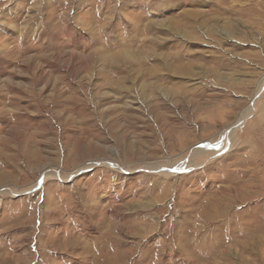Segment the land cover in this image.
Listing matches in <instances>:
<instances>
[{"label": "rangeland", "instance_id": "obj_1", "mask_svg": "<svg viewBox=\"0 0 264 264\" xmlns=\"http://www.w3.org/2000/svg\"><path fill=\"white\" fill-rule=\"evenodd\" d=\"M0 264H264V0H0Z\"/></svg>", "mask_w": 264, "mask_h": 264}, {"label": "bare ground", "instance_id": "obj_2", "mask_svg": "<svg viewBox=\"0 0 264 264\" xmlns=\"http://www.w3.org/2000/svg\"><path fill=\"white\" fill-rule=\"evenodd\" d=\"M252 185V184H251Z\"/></svg>", "mask_w": 264, "mask_h": 264}]
</instances>
